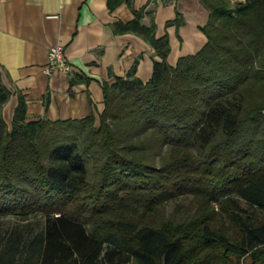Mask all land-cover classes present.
I'll return each instance as SVG.
<instances>
[{
    "label": "trees",
    "instance_id": "1",
    "mask_svg": "<svg viewBox=\"0 0 264 264\" xmlns=\"http://www.w3.org/2000/svg\"><path fill=\"white\" fill-rule=\"evenodd\" d=\"M121 2L133 19L113 32L159 60L146 82L134 61L103 83L97 125L26 121L18 96L8 128L0 82V219L19 221L0 264H264V0H199L206 43L174 67L167 35Z\"/></svg>",
    "mask_w": 264,
    "mask_h": 264
},
{
    "label": "crops",
    "instance_id": "2",
    "mask_svg": "<svg viewBox=\"0 0 264 264\" xmlns=\"http://www.w3.org/2000/svg\"><path fill=\"white\" fill-rule=\"evenodd\" d=\"M142 9V26L155 24V35L168 37L167 63L196 53L206 43L200 27L208 11L199 0H129ZM241 1V0H240ZM108 0H0V82L10 92L2 118L10 128L18 96L25 103L26 121H65L103 110V83L124 77L134 61L135 76L142 82L152 74L153 49L133 33L116 34L112 25L133 19L121 2L112 9ZM179 26L166 22L176 19ZM60 44L71 65V77L46 75L49 47ZM70 78L74 81L71 83Z\"/></svg>",
    "mask_w": 264,
    "mask_h": 264
},
{
    "label": "built area",
    "instance_id": "3",
    "mask_svg": "<svg viewBox=\"0 0 264 264\" xmlns=\"http://www.w3.org/2000/svg\"><path fill=\"white\" fill-rule=\"evenodd\" d=\"M43 72L46 75L62 73L71 77V65L65 57L62 45L57 44L49 47Z\"/></svg>",
    "mask_w": 264,
    "mask_h": 264
},
{
    "label": "rangeland",
    "instance_id": "4",
    "mask_svg": "<svg viewBox=\"0 0 264 264\" xmlns=\"http://www.w3.org/2000/svg\"><path fill=\"white\" fill-rule=\"evenodd\" d=\"M232 3H235L240 0H231ZM98 124V121L95 122V125ZM190 197H180L176 201L173 202H168L165 205L166 211H170L174 204L179 203L185 205L189 201ZM217 203H213V207L217 209ZM43 218L39 216H33L29 219V224L31 229H39L43 225ZM16 224H19L18 218L13 217V216H6L4 218L0 219V237L4 234H6L12 227H14Z\"/></svg>",
    "mask_w": 264,
    "mask_h": 264
}]
</instances>
